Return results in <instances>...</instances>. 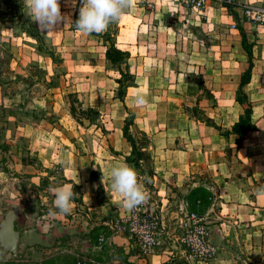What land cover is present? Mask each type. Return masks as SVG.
Segmentation results:
<instances>
[{"label": "rangeland", "instance_id": "rangeland-1", "mask_svg": "<svg viewBox=\"0 0 264 264\" xmlns=\"http://www.w3.org/2000/svg\"><path fill=\"white\" fill-rule=\"evenodd\" d=\"M60 7L64 20L45 31L36 23L22 27L28 15L23 0H0V222L16 209L15 229L20 234L17 256L0 247V264H76L81 259L139 264L133 239L127 245L112 240L119 236L114 220L132 210L146 211L158 216L160 223L166 220L178 226L180 219L199 214L191 205L196 190H190L192 183L204 186L209 181L203 174L193 175L182 187L168 180L163 192L162 180L154 185L149 179L152 159L145 160L141 171L135 170L148 199L131 210L122 206L110 172L116 165L113 161L124 163L130 148L121 135L125 113L115 99L116 76L106 69L102 41L75 29L79 0H60ZM228 7L236 31L221 15L213 18L210 12L204 15L161 0H135L134 7L107 27L115 31L118 47L130 54L135 24L148 26L149 77L171 76L174 82L139 83L144 95L148 89L166 98L180 90L178 95L185 96L173 101L195 120L214 123L223 131L242 112L234 98L247 66L240 44L239 29L245 32L241 11L239 17L234 5ZM35 26L53 59L25 33ZM132 52L129 64L136 77ZM135 96V90H127L124 100L132 112ZM138 126L140 120L133 130L138 131ZM27 166L37 173L29 174L33 169ZM39 178L48 186L74 184L73 198L80 203L73 201L67 215L49 216L55 197L52 188L40 186Z\"/></svg>", "mask_w": 264, "mask_h": 264}, {"label": "crops", "instance_id": "crops-1", "mask_svg": "<svg viewBox=\"0 0 264 264\" xmlns=\"http://www.w3.org/2000/svg\"><path fill=\"white\" fill-rule=\"evenodd\" d=\"M211 1L204 15L210 12L213 18L221 15L225 22L234 23L225 6ZM234 1L232 9L239 17L242 4L264 6V0ZM243 28L247 40L252 44L253 55L251 79L244 91L252 103V121L257 129L241 141L239 149H235L234 135L224 138L215 129L189 116L182 106L173 101L174 97L185 96L184 93L178 95L180 90H176V95L165 98L147 89L145 105L138 107L135 102L131 104L135 105V126L140 120L138 130L151 138L145 153L151 155L153 162L156 173L154 185L157 180H162L164 192L168 180L173 182L170 185L182 187L195 174H203L209 181L204 186L199 184L204 187L205 196L197 194L191 202L199 210L198 215L207 223L211 242L217 248L215 260L206 264H264V196L257 193V189L264 185V28L245 22ZM133 29L134 33L130 34L133 40L130 43L134 45L130 46L129 51L131 57L132 50L135 51L136 61L133 59V62L138 72L136 77L134 75L135 86L128 90L144 94L139 83H156L158 79L174 82L171 76L165 79L156 74L149 77V27L136 23ZM120 44L121 47L125 46ZM158 94L165 92L159 91ZM113 164L118 163L113 161ZM28 173L34 175L37 170H28ZM199 186L192 183L190 190ZM161 224L163 242L155 254L149 257V264H164L169 255H178L179 252L175 242L177 226H173L177 225L176 222L168 225L166 220H162ZM116 239L128 244L125 237L116 236L112 240Z\"/></svg>", "mask_w": 264, "mask_h": 264}, {"label": "trees", "instance_id": "trees-1", "mask_svg": "<svg viewBox=\"0 0 264 264\" xmlns=\"http://www.w3.org/2000/svg\"><path fill=\"white\" fill-rule=\"evenodd\" d=\"M225 7L227 8L228 6ZM24 17L25 21L23 22L22 27H24V25L26 24H30L29 26L35 25V22H32V20L27 15H24ZM239 32L241 37L240 44L246 57L247 66L239 77V82L235 90L234 101L240 107L242 112L238 115L237 120L232 123L230 128L225 131H223L214 123L205 124L206 126L218 131L219 134L224 138H229L230 135H234L236 137L234 141L235 149H239L241 146V141L245 139V137L249 133L254 132L257 129L255 123L252 121V103L244 91V87L250 82L253 68L252 44L247 40L246 34L242 29H239ZM25 33H27L30 38L34 39L35 42L37 40L39 41V45L41 47L40 51H42V54L47 55L48 57H50V59H53V52L50 50V47L46 45L40 30L36 26L35 29L30 31L26 30ZM93 35H95L102 41V44L105 48L104 59L106 62V69L116 76L113 79L115 84L117 85L115 90V99L120 103L125 113V117L123 119L121 127V135L122 139L126 141L130 148V153L124 159V162L132 166L134 169L141 171L143 161L146 160L147 162H151V158H149V156H147V154L145 153V150L151 144V138L143 131L133 130L136 115L125 105L124 102L127 90L130 87L135 86L134 74L131 72V66L129 64L130 54L128 51L122 50L118 47L116 43V33L115 31L113 32L111 28H108L105 32L93 33ZM155 174L156 173L154 167L151 166V170L148 175L149 179L153 181ZM44 181V178H39L40 186L42 188L56 187L48 186V184ZM62 181L65 182L66 180L63 179ZM71 185L72 191L74 192L76 186L72 183ZM197 194L201 197H204L206 192L204 189L197 188L191 194L193 199ZM73 201H76V203H80V200H74V198Z\"/></svg>", "mask_w": 264, "mask_h": 264}, {"label": "built area", "instance_id": "built-area-1", "mask_svg": "<svg viewBox=\"0 0 264 264\" xmlns=\"http://www.w3.org/2000/svg\"><path fill=\"white\" fill-rule=\"evenodd\" d=\"M176 4L180 8L190 9L202 14L210 0H161ZM223 6L235 5L234 0H220ZM243 21L249 25L264 28V6L253 3L244 4L241 8ZM230 29L236 31V25L230 24ZM117 235L133 239L134 249H137L139 264H146L149 257L155 254L162 245L163 227L158 216L142 211L135 213L133 210L125 217H119L113 222ZM134 236V238L126 237ZM104 241V238H99ZM175 242L179 248L178 255H169L164 264H196L197 262L209 263L215 260L217 248L211 242L210 230L204 218L191 213L185 219H180L177 226ZM76 264H102L88 259H81ZM108 264V263H106ZM110 264H124L112 261Z\"/></svg>", "mask_w": 264, "mask_h": 264}, {"label": "clouds", "instance_id": "clouds-1", "mask_svg": "<svg viewBox=\"0 0 264 264\" xmlns=\"http://www.w3.org/2000/svg\"><path fill=\"white\" fill-rule=\"evenodd\" d=\"M79 15L74 21L77 31L85 34L100 33L120 20L126 10L135 5V0H79ZM28 9V17L45 31L56 29L64 20L60 0H23ZM138 106L147 103L142 92L134 97ZM112 189L121 197L120 203L126 209H134L143 204L148 195L138 182L136 170L127 163L116 164L110 172ZM54 209L48 210L49 216L67 215L73 207L72 185L52 188ZM259 196H264V185L257 189Z\"/></svg>", "mask_w": 264, "mask_h": 264}, {"label": "water", "instance_id": "water-1", "mask_svg": "<svg viewBox=\"0 0 264 264\" xmlns=\"http://www.w3.org/2000/svg\"><path fill=\"white\" fill-rule=\"evenodd\" d=\"M18 217L16 209L10 210L0 222V247L12 256H17L20 234L15 229V221Z\"/></svg>", "mask_w": 264, "mask_h": 264}]
</instances>
